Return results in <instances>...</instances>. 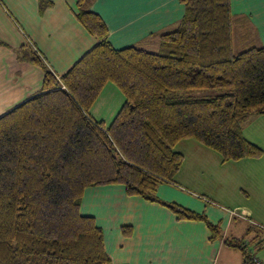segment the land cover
I'll use <instances>...</instances> for the list:
<instances>
[{
	"label": "trees",
	"instance_id": "1",
	"mask_svg": "<svg viewBox=\"0 0 264 264\" xmlns=\"http://www.w3.org/2000/svg\"><path fill=\"white\" fill-rule=\"evenodd\" d=\"M231 1L180 0L184 17L156 36L153 52L113 47L91 10L95 0H77V20L98 40L91 51L59 78L35 51L24 52L45 77L39 93L0 117V264H112L103 230L81 212L85 191L105 185H122L128 196L202 222L212 240L224 239L204 213L157 193L184 163L181 141L199 142L222 163L264 155L243 133L264 115V47L237 49ZM49 5L41 0L42 9ZM108 83L125 103L105 127L91 110ZM203 90L218 93L192 95ZM260 238L224 243L254 264Z\"/></svg>",
	"mask_w": 264,
	"mask_h": 264
},
{
	"label": "crops",
	"instance_id": "2",
	"mask_svg": "<svg viewBox=\"0 0 264 264\" xmlns=\"http://www.w3.org/2000/svg\"><path fill=\"white\" fill-rule=\"evenodd\" d=\"M47 1L51 5L42 9L41 0H0V117L42 90L44 70L22 58L27 49L39 54L59 78L98 44L76 18L77 0ZM231 9L237 49L264 47V0H232ZM91 10L106 23L108 39L116 49L132 45L157 49L156 36L185 14L180 0H95ZM94 119L106 125L104 119ZM176 151L185 156L184 163L174 183L158 188V197L204 213L220 225L224 239L257 238L252 228L241 226L252 222L250 207L236 204L229 209L206 189L213 184L218 196L225 191L229 198L224 181L214 177L215 170L228 163L193 139L179 142ZM233 163L243 172L240 162ZM81 212L95 218L103 230L112 264L245 263L242 253L228 247L224 239L212 240L204 223L180 221L159 203L128 196L122 185L88 188ZM237 228L243 229V235Z\"/></svg>",
	"mask_w": 264,
	"mask_h": 264
},
{
	"label": "rangeland",
	"instance_id": "3",
	"mask_svg": "<svg viewBox=\"0 0 264 264\" xmlns=\"http://www.w3.org/2000/svg\"><path fill=\"white\" fill-rule=\"evenodd\" d=\"M247 49L245 48V50ZM147 50L158 52V49L154 48L147 47ZM217 93V91L203 90L196 91L192 95L202 98L211 97ZM124 103V95L115 85L108 83L92 107V117L104 119L106 122L105 127H109ZM243 133L247 139L259 145L264 150V115L250 120L244 127ZM234 164L233 162L228 163L224 168L219 167V164H217L215 167L219 168L217 171L215 170L214 177H218L224 181L223 183L226 184L227 192L229 191L231 193L229 198L225 191L221 193L223 197L218 196L217 187L213 184L207 185L206 189L209 190L210 196L213 199L219 201L229 209L234 210L235 207L233 206L236 204H244L250 207L253 212L252 222L241 226H249L252 228V232L261 237L260 239L264 246V232L261 231V229H264V155L260 159H246L240 162L239 166L243 167V172L240 167ZM257 170L259 172H256ZM227 179L231 181H226ZM239 209L241 210L243 208ZM241 213H243V210H241ZM237 230L239 236L240 234L243 235L244 231L242 228H237ZM245 241L247 242L248 240L245 239ZM260 248L261 250H257L253 247L252 251L264 264V247Z\"/></svg>",
	"mask_w": 264,
	"mask_h": 264
},
{
	"label": "built area",
	"instance_id": "4",
	"mask_svg": "<svg viewBox=\"0 0 264 264\" xmlns=\"http://www.w3.org/2000/svg\"><path fill=\"white\" fill-rule=\"evenodd\" d=\"M254 264H263L257 257L254 258Z\"/></svg>",
	"mask_w": 264,
	"mask_h": 264
}]
</instances>
